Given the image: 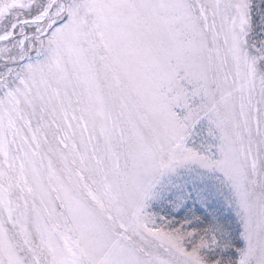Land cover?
Instances as JSON below:
<instances>
[{
	"label": "snow or ice",
	"instance_id": "6c2138e0",
	"mask_svg": "<svg viewBox=\"0 0 264 264\" xmlns=\"http://www.w3.org/2000/svg\"><path fill=\"white\" fill-rule=\"evenodd\" d=\"M0 264H264V0H0Z\"/></svg>",
	"mask_w": 264,
	"mask_h": 264
}]
</instances>
